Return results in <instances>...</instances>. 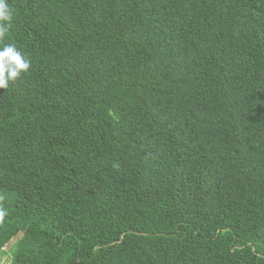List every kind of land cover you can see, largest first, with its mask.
<instances>
[{"label": "trees", "instance_id": "trees-1", "mask_svg": "<svg viewBox=\"0 0 264 264\" xmlns=\"http://www.w3.org/2000/svg\"><path fill=\"white\" fill-rule=\"evenodd\" d=\"M11 264H264V0H7Z\"/></svg>", "mask_w": 264, "mask_h": 264}, {"label": "clouds", "instance_id": "clouds-1", "mask_svg": "<svg viewBox=\"0 0 264 264\" xmlns=\"http://www.w3.org/2000/svg\"><path fill=\"white\" fill-rule=\"evenodd\" d=\"M12 19L13 12L7 0H0V40L8 33ZM30 68V60L14 43L0 46V89L8 88L10 82L20 78ZM4 215L5 211L0 209V218H3Z\"/></svg>", "mask_w": 264, "mask_h": 264}, {"label": "rangeland", "instance_id": "rangeland-1", "mask_svg": "<svg viewBox=\"0 0 264 264\" xmlns=\"http://www.w3.org/2000/svg\"><path fill=\"white\" fill-rule=\"evenodd\" d=\"M12 244H8L4 252L0 256V264H11L13 259V247Z\"/></svg>", "mask_w": 264, "mask_h": 264}]
</instances>
